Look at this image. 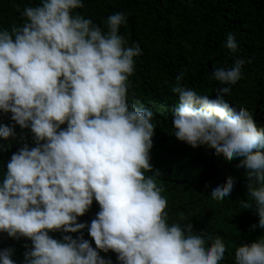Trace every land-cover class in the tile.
<instances>
[{
    "label": "clouds",
    "instance_id": "9594fccd",
    "mask_svg": "<svg viewBox=\"0 0 264 264\" xmlns=\"http://www.w3.org/2000/svg\"><path fill=\"white\" fill-rule=\"evenodd\" d=\"M82 7V0H41L25 6L21 27L0 30V110L30 128L36 144L14 153L0 179V232L31 240L25 264H112L97 249L117 253L120 264H220L226 252L221 238L206 245L191 224L169 226L161 189L143 175L152 169L155 127L151 111L127 102L128 77L142 49L125 46L119 34L124 13L108 16L104 32L72 14ZM225 46L236 50L232 34ZM243 63L214 67L212 76L234 85ZM181 78L172 88L179 98L174 136L229 160L241 158L253 201L244 208L255 205L264 228V128L245 107L225 99L230 86L219 88L213 100L180 86ZM14 136L12 127L0 126V137ZM234 182H217L211 196L228 197ZM93 199L100 211L88 232L96 249L82 235H49L81 232L86 225L78 217ZM13 252L0 251V264H15ZM235 264H264V236L239 246Z\"/></svg>",
    "mask_w": 264,
    "mask_h": 264
},
{
    "label": "trees",
    "instance_id": "16d2710c",
    "mask_svg": "<svg viewBox=\"0 0 264 264\" xmlns=\"http://www.w3.org/2000/svg\"><path fill=\"white\" fill-rule=\"evenodd\" d=\"M83 7L73 15L91 19L107 32L108 16L123 12L126 23L119 34L125 46L139 44L142 54L134 57V71L127 81V102L137 104L153 113L155 127L150 150L151 171L161 196L166 200V223L182 229L191 224L195 234L201 235L206 245L220 237L225 244V256L220 264H235V251L241 245H250L264 236L259 227V215L248 190L249 179L244 167H238L239 157L233 160L215 149L193 148L174 136V110L178 94L172 92L181 76L180 86L198 94L216 99V91L230 86L225 99L233 107L243 106L252 115L258 128H264V0H82ZM41 0H0V30L25 23V6H38ZM235 37L233 52L225 46L227 36ZM237 59H243L241 77L234 85H222L212 72L215 68H231ZM11 113L0 110V126L12 127L14 137H0V179L7 171V163L25 144L35 147L30 128L22 129L11 119ZM67 124L61 125L66 128ZM158 172V174H156ZM234 179L228 197L211 196V188ZM100 211L95 199L77 222L86 227L77 233L50 232L62 240L64 235L78 239L81 235L96 249L88 232ZM255 225V227H253ZM32 247L30 239L10 237L0 232V251L14 249L11 259L25 264V253ZM104 259L120 264L117 253L97 249Z\"/></svg>",
    "mask_w": 264,
    "mask_h": 264
}]
</instances>
